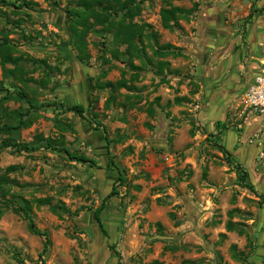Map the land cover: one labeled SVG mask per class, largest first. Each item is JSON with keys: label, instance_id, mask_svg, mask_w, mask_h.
<instances>
[{"label": "rangeland", "instance_id": "obj_1", "mask_svg": "<svg viewBox=\"0 0 264 264\" xmlns=\"http://www.w3.org/2000/svg\"><path fill=\"white\" fill-rule=\"evenodd\" d=\"M32 1L33 9L0 2V40L7 38L22 56L25 79L5 76L0 61V97L22 89L34 103L88 106L89 97L94 104L86 118L59 105L32 109L26 118L33 123L11 137L60 138L58 117L66 128L64 147L94 162L72 160L60 148L0 152V175L9 165L19 167L6 174L7 194L0 190V264H249L252 258L264 264V114L244 102L257 49L264 52V0H170L187 9L199 3L180 19L182 30L162 26L167 0H144L134 21L148 23L147 36L141 56L131 58L142 69L130 88L116 91L91 88L102 69L108 70L103 81H116L123 71L132 75L128 56L112 55L125 47L114 41V30H90V58L81 61L68 31L67 9L80 8L77 0ZM163 43L182 55L158 57L154 49ZM159 59L179 74L165 68L163 81L155 73ZM177 96L188 100L176 102ZM27 106L0 102V123H14L3 114ZM44 197H51L49 205L36 201ZM24 199L35 226L49 232L45 252L44 237L13 211ZM103 202L100 226L95 210ZM228 221L248 236L228 230Z\"/></svg>", "mask_w": 264, "mask_h": 264}, {"label": "trees", "instance_id": "obj_2", "mask_svg": "<svg viewBox=\"0 0 264 264\" xmlns=\"http://www.w3.org/2000/svg\"><path fill=\"white\" fill-rule=\"evenodd\" d=\"M144 0H77V3L80 8H69L68 11V20L69 26L68 31L70 35V40L74 48L77 50V56L81 61H87L90 56L87 50V41H86V35L90 30H93L95 33L101 34L106 33L109 31L114 30L113 38L116 43L119 45H125L122 52H120L117 48L112 50V55L114 57H120L121 55H127L128 60L127 64L129 68L132 70L131 77L127 78L125 77V72H122L121 78L117 79L116 81L111 80H101V77H105L108 73L107 69H102L99 78L91 83L92 89H99V88H110L112 91H116L120 89L121 87L130 88L129 81L134 80L135 78L139 77V70L142 69L141 65H136L133 63L131 58L133 56H141V52L143 49L139 47V43L143 41V37L147 36L145 33V29L148 27V23H137L134 21L135 16L140 15L142 6L141 3ZM5 5H11L15 8H22L26 7L29 9H33L36 2L32 0H22L21 2L17 1H11V0H0ZM167 5L162 6L160 8V17H161V23L164 28L170 29V30H182L180 19L185 18L188 19V13H193L199 3L195 2L193 7L191 8H184L179 5H173L171 4L170 0L166 1ZM18 13L19 11H15ZM97 25H101L100 28H97ZM104 48H105V42H103ZM173 45L171 43H163L159 45L157 48L154 49V54L157 55L160 58H163L169 54H172L174 56L182 55V52L178 49L176 50L175 47L171 49ZM15 47L8 41L7 38H3L0 40V61L1 65L4 70V75L8 76L10 74L16 75V73L19 74V79L25 82V79H23L24 75V69L19 64V61L22 59L21 55H14ZM150 60V59H149ZM8 63L13 64L14 66L6 67ZM170 63L169 61L165 59H159L158 60V68L155 71L157 75H159L163 81H165V77L161 75L163 73V70L165 68H168L169 72H174L179 74V71L173 70L169 68ZM47 82V79L43 78L40 80V84L42 86H45ZM197 86V83H195ZM55 87H53L54 90ZM52 90V91H53ZM197 91H192V93H196ZM14 99V100H23L28 104L26 108H21L19 110H10L6 111L5 114H3V117H12L16 121L14 123H9L7 121H4L3 123H0V135L5 134V137L2 139L0 143V152L8 147H11L14 149L15 152L21 153V152H33L37 150L38 148H48V149H62L65 150L68 157L72 160L80 161V162H94L93 159L88 157L85 153H78L75 151L70 150L69 148L64 147V133L63 131L66 129L60 121V119L57 117L55 125L60 129L62 132L60 135V138H55L51 136H44L42 133H38L34 136V141L32 142H18L16 139H13L11 135L13 133H16L20 130L21 127H28L30 126L33 121L32 119H27L26 116L30 113L32 109H39L40 107H43L45 105H54V106H60L65 111H72L74 114L86 118V113L92 110L94 100L92 98L88 97V106H85L83 103H74V104H66V103H57L55 101L53 102H46V103H34L31 101L29 95L27 92H25L22 89H18L15 93H11L8 90L5 94H3L0 97V102ZM114 99V96L112 95L110 100ZM188 100L187 97H179L177 96L175 98L176 102H180L181 100ZM150 112L152 113L151 107L149 108ZM95 114V113H93ZM68 128H71L73 130V125L71 123H68ZM98 129V127H96ZM104 131L105 127H104ZM107 138V137H106ZM220 149L223 152H227V149L223 144H219ZM19 168L17 165H9L4 169V174L0 175V190L2 191L3 195L7 194V191L4 189V184L7 182V173L13 172ZM241 179L245 180L247 171L241 170ZM248 187L252 188L251 185H248ZM115 192V191H112ZM109 196V195H108ZM39 204L42 205H49L51 202V197H44L39 198L36 200ZM24 203L14 207L13 211L16 213H22L23 217L28 222V229L31 233L41 235L44 237V248L43 251L45 252L51 243V240L49 238V232L46 230H40L35 226L34 219L31 215L32 211V205L29 200L24 199ZM104 202L102 205L95 210V218L97 222L102 226L101 223V217H100V210L103 208ZM58 205H54L53 208L56 209ZM63 210H66L65 207H63ZM2 211H0L1 215ZM228 230H234L236 229L240 234L246 233L244 228L237 227V224L228 221L227 224ZM248 236V234L246 233ZM235 248V246H234ZM237 257H240L241 253H235ZM42 256V255H41ZM21 261V260H20ZM249 264H255L253 261H248ZM24 264V263H22ZM42 264H44V260L42 259ZM152 264H158V261L155 260ZM182 264H196L194 261L191 260H183Z\"/></svg>", "mask_w": 264, "mask_h": 264}, {"label": "built area", "instance_id": "obj_3", "mask_svg": "<svg viewBox=\"0 0 264 264\" xmlns=\"http://www.w3.org/2000/svg\"><path fill=\"white\" fill-rule=\"evenodd\" d=\"M262 56L259 59V68L247 85L244 94L246 109L258 114H264V55Z\"/></svg>", "mask_w": 264, "mask_h": 264}, {"label": "crops", "instance_id": "obj_4", "mask_svg": "<svg viewBox=\"0 0 264 264\" xmlns=\"http://www.w3.org/2000/svg\"><path fill=\"white\" fill-rule=\"evenodd\" d=\"M258 51V52H257ZM257 53H259V56L257 57L258 59H260L261 58V56H262V51L261 52H259L260 51V49H257ZM258 65H259V61H258V64H256L255 65V67L253 68V71H252V74H251V77L249 78V80L247 81V83H246V85H245V89H246V87H247V85L249 84V82L251 81V79H252V77L254 76V74L257 72V70H258ZM225 146V145H224ZM225 148L226 149H228L226 146H225ZM229 150V149H228ZM230 151V150H229ZM231 152V151H230ZM257 256V255H256ZM257 258V257H256ZM255 258H252V261L255 263V260H254ZM259 259V258H258ZM257 259V260H258ZM256 264V263H255ZM258 264H259V261H258Z\"/></svg>", "mask_w": 264, "mask_h": 264}]
</instances>
